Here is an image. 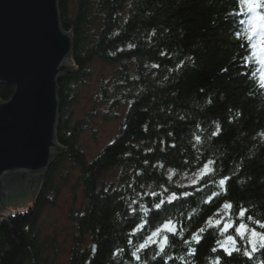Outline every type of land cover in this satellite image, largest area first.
Wrapping results in <instances>:
<instances>
[{
	"label": "trees",
	"instance_id": "16d2710c",
	"mask_svg": "<svg viewBox=\"0 0 264 264\" xmlns=\"http://www.w3.org/2000/svg\"><path fill=\"white\" fill-rule=\"evenodd\" d=\"M58 9L72 34L73 64L57 83L62 149L33 205L0 219V264H49L44 257L52 239H40L38 218L68 179L57 173L65 161L77 167L85 200L73 216L70 264H214L217 257L220 264H264V249L252 259L243 255L251 251L250 233L236 232L241 222L264 231L247 220L264 222V89L249 78V50L234 34L240 17L229 13L238 10L236 0H58ZM94 60L117 65L99 85L102 100L112 96L109 113L123 104L127 109L115 138L88 160L78 144L87 119L72 120V104ZM13 88L0 83V100ZM209 161L211 171L194 184L177 182ZM241 208L247 209L243 218ZM169 220L176 233L153 238L168 236L164 252L159 242L149 243L136 259L132 254ZM225 223L233 226L222 232ZM228 236L240 250L232 256L220 246L232 247Z\"/></svg>",
	"mask_w": 264,
	"mask_h": 264
},
{
	"label": "water",
	"instance_id": "95a60500",
	"mask_svg": "<svg viewBox=\"0 0 264 264\" xmlns=\"http://www.w3.org/2000/svg\"><path fill=\"white\" fill-rule=\"evenodd\" d=\"M71 52L58 0H0V83L14 87L0 100V219L32 206L62 149L57 83L73 65Z\"/></svg>",
	"mask_w": 264,
	"mask_h": 264
},
{
	"label": "rangeland",
	"instance_id": "374dc122",
	"mask_svg": "<svg viewBox=\"0 0 264 264\" xmlns=\"http://www.w3.org/2000/svg\"><path fill=\"white\" fill-rule=\"evenodd\" d=\"M116 66L99 60L92 61L87 67L89 76L79 83V94L76 101L72 104V120L87 119L84 129L78 136V144L88 160L93 159L107 143L115 138L124 121L127 105L123 104L119 107H113V112L109 113L108 103L111 101L112 96L107 101H104L99 93L100 82L110 80ZM109 86L111 85L109 84ZM57 173H66L68 179L60 187V192L57 196L52 197L50 194L51 200H48L49 202L40 212L38 227L40 239L48 242L52 239V243L49 242L46 247L50 249L45 256L46 258L44 257V262L49 264H70L69 249L72 245V238L76 233V220L73 216L82 210L85 200L82 188L77 184L79 175L77 167L65 161L58 168ZM201 173L202 170L182 173L178 175L177 182L185 185L194 184L193 182L197 180ZM169 174H172V170H169ZM104 176L105 174L103 173ZM31 204L33 205V201ZM15 212H18V209ZM9 215L7 214V217ZM85 243L87 245L91 244L88 237ZM55 247L57 249L54 251L53 248Z\"/></svg>",
	"mask_w": 264,
	"mask_h": 264
},
{
	"label": "snow or ice",
	"instance_id": "6c2138e0",
	"mask_svg": "<svg viewBox=\"0 0 264 264\" xmlns=\"http://www.w3.org/2000/svg\"><path fill=\"white\" fill-rule=\"evenodd\" d=\"M236 4L238 5V10H234L232 13H229L232 17H240L238 22L240 28L239 30L235 31V36L237 39H241L243 37L244 43L241 44V47H246L249 52L248 55L244 57V64L245 67L249 69L251 75L250 79H256L259 87L264 89V0H236ZM163 54V53H162ZM255 63L257 66L255 70L252 69V65ZM217 133H213L216 135ZM197 141H199V137H197ZM213 161H209L208 164L204 166L202 170V175H206L211 169L209 168V164H212ZM229 178H224L219 181V184L223 186L226 180ZM195 183V181L193 182ZM155 195V193H153ZM218 195V193H213V196ZM175 199V194H173L168 203H171L172 200ZM212 197H209V201ZM165 203V201H160V203L155 205L156 209L161 208V206ZM143 207V206H141ZM222 207L230 209L232 207L231 203H225ZM247 209L241 208L239 217H245V213ZM248 221L253 222L255 225L262 230H264V222L260 220H254L251 215L247 217ZM220 221L217 220L216 224H219ZM233 225L231 223H225L224 228L221 229L222 232L227 231ZM143 227V225H139L138 228ZM204 229H198V232H203ZM161 232L165 233H176L175 225L169 220L165 221L160 227H158L155 231L152 232L151 236L148 237L146 243H143L139 246L136 252L132 255L139 259L137 253L143 249H146L149 246V243H160V252H164L165 247L168 245V236L164 235L162 240L157 241L153 239L154 237H158ZM236 232L238 235L243 237L245 233H250L249 243L251 245V251H245L243 255L247 256L249 259L253 258V253L259 251L260 249H264V231H257L256 228H249L248 224L246 223H239L236 227ZM192 239L196 242H200V236L197 233H193ZM228 241L232 242V247H227L223 244L220 246L224 248V253L227 256H232L233 252H239V248L235 247V240L232 236L227 237ZM185 244H189L190 241L185 240ZM219 243V242H218ZM213 251L215 252L216 249L214 248ZM189 254L194 255L195 250L189 249ZM159 255V253H157ZM214 264H220V257H217Z\"/></svg>",
	"mask_w": 264,
	"mask_h": 264
},
{
	"label": "bare ground",
	"instance_id": "6f19581e",
	"mask_svg": "<svg viewBox=\"0 0 264 264\" xmlns=\"http://www.w3.org/2000/svg\"><path fill=\"white\" fill-rule=\"evenodd\" d=\"M71 53H72V52H71ZM131 73H132V72H131ZM56 136H57V130H56ZM56 139H57V137H56ZM57 142H58V140H57ZM58 143H59V142H58ZM60 151H61V149L59 150V152H60ZM59 152H58V153H59ZM58 153H57V154H58ZM56 156H57V155H56ZM56 156H54V157H56ZM54 157L51 158L50 162L52 161V159H53ZM49 164H50V163H49ZM40 183H41V181H40ZM33 200H34V198H33ZM33 202H34V201H33Z\"/></svg>",
	"mask_w": 264,
	"mask_h": 264
}]
</instances>
